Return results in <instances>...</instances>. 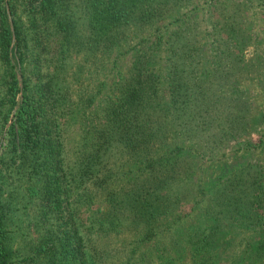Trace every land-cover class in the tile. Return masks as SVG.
Segmentation results:
<instances>
[{"label": "trees", "instance_id": "16d2710c", "mask_svg": "<svg viewBox=\"0 0 264 264\" xmlns=\"http://www.w3.org/2000/svg\"><path fill=\"white\" fill-rule=\"evenodd\" d=\"M253 96L264 0H0V264H108L111 234L131 254L157 241L156 264H240L243 238L264 252L234 240L264 226L263 169L193 177L256 146L236 141L264 121Z\"/></svg>", "mask_w": 264, "mask_h": 264}, {"label": "rangeland", "instance_id": "374dc122", "mask_svg": "<svg viewBox=\"0 0 264 264\" xmlns=\"http://www.w3.org/2000/svg\"><path fill=\"white\" fill-rule=\"evenodd\" d=\"M260 24H257L255 26L256 31H260ZM250 49L246 48L245 51L248 52ZM133 57V50L130 49L122 54L119 55L118 59H117V65L119 66L120 69H125L127 67L130 66V62L131 59ZM253 98H255V104L259 105L258 108H260L261 106H264V99L261 98V96H253ZM259 119L255 118V121L257 122V125L255 126L254 130H250L248 133H245L244 136H240L236 139V141H241V139H245V142L248 141H252L254 143H256V146H251L248 143L246 144V146L248 147L247 149L244 148L245 146L240 144L241 146L238 148H235L234 145L232 144V142H230V145H226L224 146L221 150L224 152V154H220L219 152H215V155L213 158L211 159H206V158H196L194 161H196L197 164H199L198 168H196V170L193 169V177L195 179V175H196V171H200L201 173V177L203 180L202 184H206L209 178H213L216 179V173L218 172V170L220 171L221 166H223L224 164H229L231 168H233L237 163H244L246 161H250L252 163H254L256 166L260 167L263 169L264 171V121H259ZM252 127V126H251ZM76 138V130L74 127V124H70V129L67 133L66 136V140L69 144H71L74 139ZM239 143V142H237ZM198 159V160H197ZM199 167L200 170H199ZM219 168V169H218ZM215 183V182H214ZM196 195V194H195ZM183 210H186V208H183ZM182 220H185V223H194V215L191 216H185V218H183ZM252 227V226H250ZM256 231L253 232V230L248 229V228H240L243 229L244 231L242 232V235H237L234 237V240L236 241L237 237H246V236H251V238H249L250 243H251V247H253L254 242L256 243V241L258 239H261L264 237V226H255ZM30 234L32 236H37V230L33 229L32 227L30 228ZM134 236L135 237V233H132V231H128L127 237ZM173 236V235H172ZM171 236V237H172ZM184 236V235H183ZM182 237V236H180ZM225 239V237H224ZM122 240H127V239H121V235H117V234H111V235H102L100 238V244L105 245L106 246V250L108 251L107 256H106V260L108 264H140V257L141 255L144 256V262L145 260L150 263V264H156L158 261H162V259L164 260V258H159L157 256V251L155 250V242L157 241H153L151 239L149 240H143V241H138L137 244V248L135 249L134 252H132V254L125 248L122 247ZM177 243H173L172 239H166V243L168 245H173L176 246L177 244L182 243L181 242V238L176 239ZM246 238L241 239L240 245L239 247L241 248L242 253L241 254H237L236 257H238V259L240 260V264H248L246 263L247 260L249 261V264H264V252L262 253H257L255 255L250 253V250L252 251V249L250 248V245H246ZM18 244V240L14 241V246ZM147 244H151V249L148 253H146L144 250H142V248L144 247H148L149 245ZM235 245L236 243H230V245ZM116 245H118L116 247ZM224 246L228 247V245H226L224 242L221 243V246L219 248L220 251H222V253L225 251L224 250ZM115 247V248H114ZM114 248V249H113ZM244 249H247V252L244 251ZM141 251H144L141 252ZM172 255H175V251L171 250ZM124 253H128L129 257H126V255ZM225 253V252H224ZM223 253V254H224ZM183 256V254H182ZM185 258L188 257V255L184 256ZM240 257V258H239ZM161 259V260H160ZM221 261V260H220Z\"/></svg>", "mask_w": 264, "mask_h": 264}]
</instances>
